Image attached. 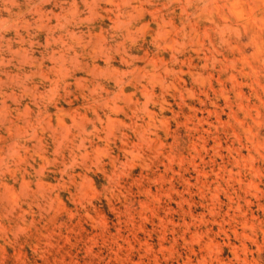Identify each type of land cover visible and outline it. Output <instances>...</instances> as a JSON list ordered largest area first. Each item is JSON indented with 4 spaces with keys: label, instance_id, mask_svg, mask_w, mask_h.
Here are the masks:
<instances>
[{
    "label": "clouds",
    "instance_id": "obj_1",
    "mask_svg": "<svg viewBox=\"0 0 264 264\" xmlns=\"http://www.w3.org/2000/svg\"><path fill=\"white\" fill-rule=\"evenodd\" d=\"M0 264H264V0H0Z\"/></svg>",
    "mask_w": 264,
    "mask_h": 264
}]
</instances>
